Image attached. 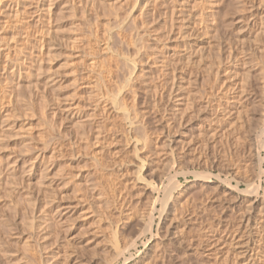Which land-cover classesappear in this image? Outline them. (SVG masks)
<instances>
[{"label": "rangeland", "instance_id": "1", "mask_svg": "<svg viewBox=\"0 0 264 264\" xmlns=\"http://www.w3.org/2000/svg\"><path fill=\"white\" fill-rule=\"evenodd\" d=\"M263 28L264 0H0V264H264Z\"/></svg>", "mask_w": 264, "mask_h": 264}, {"label": "bare ground", "instance_id": "2", "mask_svg": "<svg viewBox=\"0 0 264 264\" xmlns=\"http://www.w3.org/2000/svg\"><path fill=\"white\" fill-rule=\"evenodd\" d=\"M230 5H231V4H230ZM71 14H72V13H71ZM73 15H74V14H73ZM226 24H227V23H226ZM213 26H214V25H213ZM263 30H264V28H263ZM124 59H125V58H124ZM125 60H126V59H125ZM261 60H262V59H261ZM129 61H130V60H129ZM127 62H128V61H127ZM127 62L125 61L124 65H125ZM122 63H123V62H122ZM128 64H129V63H128ZM128 64H127V66H128ZM135 66H136V65H135ZM129 67H130V66H129ZM133 67H134V66H133ZM133 67H132V68H133ZM126 70H127V69H126ZM131 70H132V69H131ZM131 70H130V71H131ZM128 71H129V70H128ZM124 72H125V71H124ZM132 74H133V73H132ZM129 81H130V80H129ZM116 98H117V97H116ZM117 101H118V100H117ZM117 105H118V104H117ZM125 112H126V111H125ZM125 115H126V114H125ZM125 115H124V116H125ZM260 172H261V171H260ZM263 173H264V172H263ZM197 175H198V174H197ZM203 176H204V175H203ZM200 177H202V176H200ZM204 177H205V176H204ZM204 177H203V178H204ZM174 183H175L174 181H170V183H169L168 186L166 187V189H165V195H164V198H163L164 201L168 200V196L170 195L172 189H175L176 184H174ZM250 186H251V185H250ZM257 187H259V186H257ZM243 191H247L248 193L251 192V190H250L249 188H248L247 190H243ZM257 191H258V190H257ZM247 192H246V193H247ZM253 194H254V193H253ZM253 194H252V195H253ZM252 195H251V194H247L248 197H251ZM254 195H255V194H254ZM170 197H171V196H170ZM166 198H167V199H166ZM165 199H166V200H165ZM163 200H162V204H163V202H164ZM166 202H167V201H166ZM164 204H165V202H164ZM164 207H166V206H164ZM150 219H151V218H150ZM150 224H151V222H149V225H150ZM147 225H148V224H147ZM122 251H123V250H121V252H122ZM119 252H120V250H119L116 254L119 255V254L121 253V252H120V253H119ZM117 255H116V256H117ZM115 258H116V257H115ZM115 258H113V259H115ZM111 259H112V258H111ZM111 259H110V260H111ZM108 261H109V260H108ZM112 261H113V260H112ZM106 263H107V262H106ZM108 263H109V262H108ZM110 264H111V263H110Z\"/></svg>", "mask_w": 264, "mask_h": 264}]
</instances>
